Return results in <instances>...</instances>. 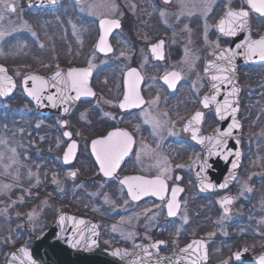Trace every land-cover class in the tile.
Masks as SVG:
<instances>
[{
	"label": "flooded vegetation",
	"instance_id": "1",
	"mask_svg": "<svg viewBox=\"0 0 264 264\" xmlns=\"http://www.w3.org/2000/svg\"><path fill=\"white\" fill-rule=\"evenodd\" d=\"M67 4L77 6L76 15L81 14L79 17L82 28L80 43L73 42L71 44V40H69V47H71L69 52L66 51L65 55L62 52V56L60 52H57L58 57H55L56 60L48 68L49 71L34 67L32 70H25L20 77L14 75L17 82L21 84V77L26 71L48 74L62 67L87 69L90 62L93 65L90 86L95 96L80 100L74 110L67 116L52 114L48 117L61 118L64 131L69 129L73 134L71 139L67 138L66 147L72 140L78 142L75 161L64 166L71 167L77 164L78 159L83 160V162L88 161L94 172L89 173L83 166V183L85 186L88 188L90 184L99 181L102 185V187L100 186L102 192L117 194L121 193L122 186L119 181L124 177L139 175L153 179L159 174L158 169L155 167V156L144 155L139 159L137 158V153L140 152L142 144L161 152L163 156L168 158L172 166L183 163L186 158L185 153L187 151H184L182 155L179 150H191L197 156L191 164L188 174L186 171L181 170L182 168H176V171L172 173V177L167 179L168 193L165 201H161L155 196H146L140 201L134 202L131 201L126 189H124L121 194L124 195L123 199L128 201L130 212L136 221L130 229V232L135 233V235L129 238L128 241L107 244L106 240L114 237L113 233H110V235L108 233L109 229L106 226L108 216L106 218L104 213L100 215L92 211L83 212V216L92 218L99 225L101 245L105 248L115 246L134 247L148 242L164 241L159 249L162 253L169 254L193 239L201 238L206 241L208 246L209 260L207 264H223L221 263L222 258H224V264H259V261H257L259 256L264 255V227L261 224L258 199L264 195V177L258 175L256 177L251 176V179H249V176L245 177L244 175L248 166V157L251 153L248 150H253L255 135L248 130L253 112L249 110L247 105L243 71L249 67L264 66V64L240 65L238 68V81L241 86L238 119L242 128L240 139L242 162L237 180H231L224 189L202 191L197 185L196 177H194L193 165L203 157V151L199 143L192 139V133L185 130L186 122L197 111H202L205 114L200 125V135L204 136L211 133L221 124L215 113V106L211 105L209 108H204L202 105V97L213 93L212 81L205 69L217 52L230 46L233 41V36L220 33L215 25L224 17L229 7L236 10L241 7L247 9L248 6L245 0H216L212 10L207 14V19L203 18L201 21L203 24L206 22L208 25V40H205V28H201L198 35L204 38L194 42L189 38V34L185 30L186 27L182 31L186 34L185 37L174 41L173 30L175 29L173 27L176 26L178 29L179 25L184 24L186 26L189 21H192L190 17L197 14L199 0H169L167 3L165 0H62L58 5L37 10L54 11ZM84 4L96 5V14H92L86 7L81 10ZM183 4H186L187 8H182ZM112 5H115V7L113 8ZM103 6H111L112 12L103 14L99 10ZM161 11L165 13L164 16H161ZM189 11L191 14H189ZM169 13L177 15L171 21L170 27L168 23L172 17L168 16ZM103 18L117 19L120 22V27L114 29L108 37V43L113 50L110 53H101L97 48L99 38L102 35L100 21ZM259 22L264 24V16L250 11L249 26L254 38L264 36L256 30ZM88 25L90 28H87ZM239 35L238 33L236 36L239 37ZM216 36L222 39L218 48L213 43H211L213 45L208 43ZM161 40L164 41V59L158 60L153 57L151 46ZM185 47L190 49L188 50L190 57L193 58L192 55H195L194 63L191 62V66L185 62V52L183 51ZM77 48L80 49L77 50ZM122 52L124 55H121ZM131 68L138 69L143 76L140 94L146 102L159 95V104L154 105L153 110L158 113H167L171 130L175 133V135L164 133V140L159 149H157L159 138L153 135L150 125L143 122V108H147L148 105L145 104L143 108H129L126 110L119 107L127 90L126 74ZM166 71H179L183 77L175 90L169 89L161 79ZM200 75L204 76L203 78L207 83L202 92L200 91ZM182 88L187 89L185 93L189 92L186 96L188 99L186 103L183 97L184 94H181ZM186 104L192 107L187 113H184L183 107L186 108ZM79 111L82 113L81 119H77ZM63 121L67 122L66 126L63 125ZM116 129L129 132L133 136L135 144L131 153L122 161L116 176L109 179L100 172L91 146L94 140L106 137ZM78 132H80L81 138L75 139ZM237 181H246L252 191L245 192L241 196V183ZM174 187L183 189L182 192L177 194L181 208L176 217H168L166 202L171 198V190ZM225 196L234 198V203L229 206L231 209L230 214L227 218L221 219L224 223L225 235L214 234L209 240L203 235V232L215 231L216 217L224 216L220 200ZM210 203L213 210L210 209L209 211V223L208 221L205 223L200 219L204 218V212L211 206ZM187 210L189 215H192L188 224H191L193 220L195 221V218L198 219L197 223L199 224L195 235L185 238V230L179 223V219ZM152 217L154 219L150 220ZM220 224L218 223V226ZM189 227H196V225L192 226L191 224ZM245 249H248V251H245ZM236 253H241L238 260L236 259Z\"/></svg>",
	"mask_w": 264,
	"mask_h": 264
},
{
	"label": "rangeland",
	"instance_id": "2",
	"mask_svg": "<svg viewBox=\"0 0 264 264\" xmlns=\"http://www.w3.org/2000/svg\"><path fill=\"white\" fill-rule=\"evenodd\" d=\"M14 2L17 5V12L6 13V19L3 21V27L11 29V33L6 35L3 41L0 42V63L10 64L11 71L17 77H20L25 70H32L34 67L49 71L48 68L55 62V57H58L57 52H60L61 56L63 53L65 55L71 48L69 47L70 42L71 44L73 42L80 43L82 28L79 17L81 14L78 13L76 15L77 6L67 4L54 11H35L28 7L26 0H14ZM99 10L103 14H107L108 12L111 13L113 9L111 6H103ZM168 16L172 17L168 23L170 27L171 21L177 15L169 13ZM190 18L192 21H189L186 26L184 24L179 25L178 29L176 26H172L175 29L173 30L174 41L185 37L186 34L182 32L185 27L192 42L204 38L198 35L201 28H205V24L201 22L205 17L200 9H198L196 15ZM25 22L29 26L28 28L23 27ZM263 25L262 22H259L256 29L262 35H264ZM73 26H75V29ZM87 28H90V26L88 25ZM32 32H35L36 35L33 36ZM69 40L71 41L69 42ZM217 42L219 47L222 39L218 36L208 43L215 45ZM79 49L77 48V50ZM185 49L190 50L186 47ZM185 49H183L184 52ZM192 56L195 60V55ZM189 64L191 66L192 63ZM189 64L186 65L188 66ZM187 66L186 69L188 68ZM243 74L247 105L249 110L253 112L248 130L255 135L253 150H248L251 153L248 157L247 171L245 170L244 175L245 177H256L258 175L264 177V66L249 67L244 69ZM203 77L200 75L201 92L207 85ZM186 91L187 89L185 90V88L181 89L185 103L188 101L186 96L189 94V92L185 93ZM15 96L12 98V102L11 99L5 100V103L0 101V106L8 109L5 113L3 109L0 110V139L7 141V145L0 144V152L4 153V159L0 161V185H11L10 189L0 191V209H7V211H0V254L3 252L4 246L9 243V240H5L6 234L9 237H14V243H17L18 246L20 245L18 242L22 237L31 239L32 235L37 231L42 230L46 225L50 226L60 211L68 209L79 213L87 211L96 212L100 215L104 213L106 218L108 216V221L106 222V226L109 229L108 233L109 235L110 233L114 235V237L108 238L106 243L114 244L120 241H128L127 233L130 232V229H132L131 225L136 221L130 212L129 205L125 204L124 195L121 193L102 192V185L99 181L90 184L87 188L83 183L82 170L84 166V169L88 170L89 173L94 172L91 164L88 161L83 162L81 159H78L77 164L71 167H65L63 164L62 154L68 140L63 137L64 128L61 125V118H43L21 91H19V96ZM186 105V108L183 107L184 113H187L192 107L191 105ZM2 114L10 116V118L6 119L10 120V124L2 122ZM81 117L82 113L79 111L77 119H81ZM80 138V132L76 133L75 139ZM12 148L16 150V163H12L9 159L12 156L10 151ZM184 151L187 152L183 163H177L176 166H172L169 162V167L171 168L170 177H172V173L176 171V168H182L181 170L186 171L187 174L189 173L191 164L197 156L191 150H179L182 155ZM6 165L11 166L5 168ZM178 165L182 167H178ZM70 171L77 172L75 179L68 175ZM53 176L60 182L56 184L55 191L60 195L53 192L51 183L48 184V180L52 179ZM50 182L53 183V179ZM35 189H38L39 194L37 196L40 199H33V191ZM44 190L48 191V193L40 195L45 192ZM93 193H99V195H92ZM105 195L114 203H105L103 200ZM45 201H47L46 204ZM258 204L261 224L264 227V195L260 196ZM210 209L213 210L212 205L205 210L204 218L200 219L201 221L205 223L208 221L209 223ZM47 211H50L51 216L55 212L53 219L48 224L46 221L44 222V219L49 214ZM33 212L35 215L32 219H29V214ZM185 215L187 216V223L183 220ZM191 216L187 210L179 219V223L185 230V238L195 235L199 224L197 223L198 219L195 218V221H191V224L192 226L196 225V227H189L191 226V224H188ZM121 217H131L132 220L130 223L121 224ZM221 219L222 217L220 216L216 217L214 232L209 230L203 232L206 238L210 240L214 234L225 235V227ZM15 220H17L18 224H16ZM218 223L221 224L218 226ZM113 225H117V231L112 230ZM11 227H16V229H13V231ZM3 228H5V233H2ZM9 252L7 253L9 254ZM221 261L224 264V258Z\"/></svg>",
	"mask_w": 264,
	"mask_h": 264
},
{
	"label": "snow or ice",
	"instance_id": "3",
	"mask_svg": "<svg viewBox=\"0 0 264 264\" xmlns=\"http://www.w3.org/2000/svg\"><path fill=\"white\" fill-rule=\"evenodd\" d=\"M55 3V0H52ZM169 2V0H165ZM248 8L245 9L241 7L240 9L228 8L224 17L221 18L219 23L215 25L218 28L219 32L226 36H236L241 31L248 32V38L245 39L241 44L236 45V50L234 49H225L219 53L217 57L218 60L224 61L226 63L218 64L215 62H209L208 67L205 69L206 73H210V79L213 81L211 87L214 89V94L210 96H205L202 100L204 108H209L210 105H215V113L220 120H225L228 117H231V123L227 126L226 130L220 131L216 129V135L214 136H202L200 135V125L204 119V112L197 111L195 115L188 121V124L185 128L186 131L192 133V139L201 145H205L208 150V157L212 156L222 157L225 161L229 157L235 156V160L231 164L232 170H236L239 167V162L242 153L239 150L228 149V138L233 137L234 130L241 128V124L236 118V113L238 112V106H234V98L238 93V88L232 87L231 90L227 93L225 98L220 101L218 97L221 94V85H227L233 83V75L235 73L234 59L237 55H243L246 60L252 61L258 59L259 61H264V36H261L259 39H252L251 32L249 29V15L250 11L258 13L260 16H264V0H245ZM216 3V0H199V9L204 15L205 20L207 19V14L212 10L213 5ZM87 8L92 14L95 13L96 5L94 4H84L81 10ZM114 8L115 5H112ZM182 8H187L186 4L182 5ZM16 13L17 5L14 0H0V42L3 41L6 35L11 33V29L3 27V21L6 19V13ZM161 16H164L165 13L161 11ZM189 14L191 12L189 11ZM24 28L29 26L25 22L23 25ZM75 29V26H73ZM120 27V22L117 19H108L103 18L100 21V28L102 29V35L99 38L97 48L101 53H110L112 48L108 43V37L111 32ZM30 30V29H29ZM207 31L208 25L205 22V39L207 40ZM32 35L35 36L36 33L32 32ZM218 47V42L215 44ZM42 47V45H41ZM163 48L164 41H159L158 43L151 46V53L155 59L163 60ZM238 49H243V52L237 51ZM121 55H124L122 52ZM185 62L191 63L194 62V58L190 57V54L187 49H185ZM59 66L57 65V68ZM93 65L89 63L87 69H71L67 71L66 74L61 71H57L50 79L45 78L39 75H31L24 79L23 88L27 95L31 97L38 105H43L45 100L49 101L52 107H56L58 103L68 104L70 101L79 100L81 97H93L95 93L89 86V80L92 75ZM127 81L126 86L127 90L123 97V101L119 104L121 109L129 108H143L145 104L148 105L147 108H143V122L147 125H150L152 133L154 136L158 137L157 149L160 148L161 143L164 140V133L168 135H175L172 132L170 127V122L167 119V113H158L153 110L154 105H158L160 101L159 95H157L153 100L146 102L140 94V85L143 82V76L141 72L136 68H131L127 71ZM182 75L179 71H166L162 76L164 84L168 86L169 89L175 90L177 84L182 79ZM29 81H31V87H29ZM16 87L15 81L11 76L7 75V70L0 66V96L9 95L14 88ZM56 89L55 94L45 95L49 89ZM75 93V96L71 93ZM64 112L69 111L68 107H65ZM115 119V117H113ZM67 123L66 121L64 122ZM66 137L71 139L72 133L66 131L64 133ZM239 138H236V144H239ZM0 144L7 145V141L0 139ZM135 144L133 136L121 129H116L110 132L106 137L96 139L92 142L91 150L95 156L96 161L99 165V170L106 178H113L116 176L122 161L127 157ZM78 145L75 141H72L67 147V150L63 156V162L65 164H70L76 158ZM12 156L9 159L12 163H16V150L14 148L10 149ZM144 155H152L156 158L155 167L158 169V175L153 179H148L143 176H128L124 177L119 181L121 187V193L124 192V189L127 191V195L130 197L131 201H140L146 196H155L159 200L165 201L166 195L168 193L167 179L170 178L169 173L171 168L169 167V161L166 156H163L161 152L156 149H152L150 146L141 145L140 152L137 153V158ZM4 159V153L0 152V161ZM199 159V158H198ZM11 165H6L5 168L10 167ZM178 167H182L178 165ZM201 173H206L207 170L211 167L208 160L200 161ZM31 175V173H30ZM68 175L75 179L77 172L70 171ZM198 175H200L198 173ZM53 183L59 184L55 176H53ZM179 179V178H178ZM251 179V177L249 178ZM231 180H237L235 171H233L228 180L224 183L219 184V188L224 189L228 186V182ZM241 183L240 195H244L245 192H251L252 189L249 184L245 182ZM217 185L210 182L207 175L201 176V188L202 190L215 189ZM11 185H0V191L10 189ZM62 190V189H61ZM183 189L180 187H174L171 190V198L166 202V214L168 217H176L180 212L181 204L177 198V194L182 192ZM92 195H99V193H93ZM22 199V198H21ZM105 203H114L111 199L105 195L103 197ZM47 201H45V204ZM128 201H125L127 204ZM234 203V198L230 196H225L220 200V204L223 207L224 216L222 220L227 218L230 214L231 209L230 205ZM0 211H7V209H0ZM35 213L29 214V219ZM154 219V217L150 218ZM65 217H60V222L64 223ZM132 220L131 217H121L120 223H130ZM185 223H187V216L183 217ZM79 225H85L86 221L83 219L79 220ZM99 225H92L89 231L92 236L98 235L97 229ZM113 231H117V225L112 226ZM78 234V238H77ZM135 233L129 232L127 236L129 238L133 237ZM84 241V246L89 247L88 241L84 234V229H81L79 226L76 228V233H74L72 239V246L77 247ZM164 241H159L152 244L150 247L159 250V246L163 244ZM97 241L95 239L91 240V245H96ZM142 249L143 255L136 253L135 251L130 253L127 250H115L112 255L120 257L121 259L129 256H136V259H133L129 264H152L153 253L149 250L148 247L142 245H137ZM23 253L24 258L21 259L13 254V260L19 259L20 264H37L36 260L33 259L32 254L27 248H22L20 250ZM248 251V249H245ZM182 253L186 255L180 256L176 259L173 264H181V260L185 261L186 264H201V261L207 260V250L206 243L202 240H193L192 243L188 244L187 247L181 250ZM241 256V253H236V259L238 260ZM170 259V258H163ZM155 264H160V261L157 260ZM259 264H264V255L259 256Z\"/></svg>",
	"mask_w": 264,
	"mask_h": 264
},
{
	"label": "water",
	"instance_id": "4",
	"mask_svg": "<svg viewBox=\"0 0 264 264\" xmlns=\"http://www.w3.org/2000/svg\"><path fill=\"white\" fill-rule=\"evenodd\" d=\"M61 1L62 0H55V3H53L52 0H26L27 5L32 9L51 7V6L60 4ZM249 29H250V26H249ZM250 32H251V30H250ZM239 34H240L239 37H237V36L233 37V41H232L230 46H228V47L220 50L219 52H217L215 57L212 60H210L209 62H215L218 64L226 63L224 61L218 60L217 57L219 56V53L225 49L236 50V45L241 44L245 39L248 38V32L247 31H241V32H239ZM251 38L252 39H259V38H254L252 36V34H251ZM237 51L242 53L243 49H238ZM209 62H208V64H209ZM208 64H207V67H208ZM249 64H264V61H259L258 59L248 61L245 59V57L243 55H237L235 57V59H234L235 73L233 75V83L220 86L221 87V94L218 97V99L220 101H222L225 98V96L231 90L232 87H236V88H238V93H237L236 97L234 98V106H238V109H239V106H240L239 95L241 92V86L238 82V68L240 65H249ZM0 66H2L3 68H5L7 70V75L11 76L12 79L15 81V84H16V87L14 88V90L9 95L1 96L3 99H7L11 95H13V93L16 91L17 82H16L15 78L13 77V75L11 73H9L6 65L0 63ZM71 69H83V68L62 67V68H58V69H56V70H54L48 74H45V75L38 74V73H35L32 71L25 72L23 77H22V83H21L22 88H23L24 79L31 76V75H39V76L50 79L57 71H61L62 73L66 74L67 71H69ZM208 75L210 77L211 74L208 73ZM212 83H213V81H212ZM89 86H90V80H89ZM29 87H31V81H29ZM90 88H91V86H90ZM212 90H213L212 94H214V89L212 88ZM23 91H24L26 97L34 103L38 112L40 114L46 115V116L53 114V113H60L62 115L67 116L74 110V108H75L76 104L79 102V100H83V99L87 98V97H81L79 100L70 101L66 105L58 103L56 107H52L51 103L47 100H45L43 102V105H38L31 97H29L27 95L24 88H23ZM56 92H57V90L52 88V89H49L48 92L45 93V95L55 94ZM212 94H206V95L210 96ZM71 95L75 96V93L73 92V93H71ZM206 95H204L202 97V100ZM65 107H68V109H69V111L67 113H65L63 110ZM238 112H239V110H238ZM238 112L236 113V118L239 121ZM218 119H219V117H218ZM231 119H232L231 117H228L225 120L219 119L221 121V124L219 126H217L211 133H208L204 136L216 135V131H215L216 129H220V131L226 130L227 126L231 123ZM188 121L185 124L186 126L188 124ZM64 122H63V125L66 126V124ZM239 123H240V121H239ZM66 131H70V130L66 129L64 131V133ZM241 131H242V128L234 130L233 137L228 138V149H232L234 151L239 150L242 153L240 143L236 144V138L238 137L239 141L241 139ZM72 136H73V134H72ZM66 138H68V137H66ZM72 141H75L78 145V142L76 140H72ZM199 145L201 146V149L203 151V157L200 160L196 161L193 165V174H194V177H196L197 185L202 190V188H201V176H203V175H207L210 182L217 185V187L215 189L202 190V191L208 192V191H214V190L220 189L219 184L224 183L226 180H228V177L230 176V174L233 171H235V174L237 177L240 166H241V162H242V155L240 158L239 167L236 170H232L231 164L235 160V156L229 157V159L227 161H225L222 157H217V156H212L211 158H209L208 157V150H207L206 146L201 145V144H199ZM66 150H67V148L65 149V151ZM77 151H78V148H77ZM64 153H63V156H64ZM76 155H77V152H76ZM63 156H62V158H63ZM202 160H208L209 164L211 165V167L207 170L206 173H201L200 161H202ZM74 161H75V159L70 164H72ZM70 164H66V165H70ZM198 173L200 175H198ZM136 176H139V175H136ZM229 183H230V181L228 182V184ZM61 216L65 217L64 223L60 222ZM81 219L86 221L85 225H79L78 222ZM92 225H98V224L93 219H91L89 217H85V216L80 215V214L72 213L70 211H62L57 215L54 223L50 227H48L44 231L40 232L35 237L33 243L30 246L23 244V245H19L18 247L14 248L9 253V255L7 257L6 264H20L19 259L13 260V254H15L17 257L23 259L24 258L23 253L20 251L22 248H27L29 250V252L32 254L33 259L36 260L37 264H129V262L131 260L136 259V256H129V257H125L123 259H121L120 257L113 256L112 253L118 249L119 250H127L130 253L135 251L136 253H140L141 255H143L142 249L139 247H135V246L134 247L115 246V247H111V248L102 247L100 245V242H99L100 229H99V227L97 229L98 235L92 236L91 232L89 231V229L91 228ZM77 226H79L81 229H84V234H85V237L88 241L89 247L86 248L84 246V241H82L81 244L77 247L72 246V239H73L74 233H76ZM77 238H78V234H77ZM92 239H95L97 241L96 245H91ZM193 240H202L206 243V241L204 239H201V238H195ZM192 241H190L189 243L180 247L179 249H177L173 253H169V254L162 253L160 251V249L157 252L156 249L150 247L152 244H154L156 242H148V243L142 244V246L148 247L149 250L153 253V256L151 258L152 264H155V262L157 260L160 261V264H173V262L176 259H178L180 256L186 255V254L182 253L181 250L184 249L185 247H187L188 244L192 243ZM206 250H207V257L208 258L206 261L202 260L201 264H207V262L209 260L207 243H206ZM165 257L170 258V259H163ZM257 261H259V259ZM181 264H186V262L181 260Z\"/></svg>",
	"mask_w": 264,
	"mask_h": 264
},
{
	"label": "trees",
	"instance_id": "5",
	"mask_svg": "<svg viewBox=\"0 0 264 264\" xmlns=\"http://www.w3.org/2000/svg\"><path fill=\"white\" fill-rule=\"evenodd\" d=\"M17 96H19V95H16L15 97H17ZM14 98V97H13ZM0 101L2 102V103H5V101H3L1 98H0ZM13 100H12V98H11V102H12ZM1 109H3L4 110V113L8 110V109H4V107L3 106H0V110ZM7 118H10V116L9 115H6V116H4L3 114L1 115V119H2V122L4 121V123H6V124H10V120L8 119V120H6ZM50 180H52V179H50ZM50 180H48V184L49 183H51L50 185L52 186L51 188H52V190H53V192L56 194L57 192H55L56 191V183H52V182H50ZM45 191V190H44ZM48 193V191H45L43 194L41 193L40 195H46ZM39 194V191H38V189H35L34 191H33V196H34V198L33 199H40L39 198V196H37ZM57 194H59V193H57ZM54 195V194H53ZM60 195V194H59ZM59 198V197H58ZM33 202H35V201H33ZM19 208V207H18ZM17 208V209H18ZM19 210V209H18ZM69 210V209H68ZM49 214H48V217H46L45 219H44V222L46 221L47 222V224L49 223V221H51V219H53V217H54V214H55V212H53V214H52V216H51V213H50V211H47ZM46 212V213H47ZM76 213H79V212H76ZM80 214H83V213H80ZM15 222H16V224H18L17 223V220H15ZM15 224V225H16ZM46 225V224H45ZM14 225H13V223H12V227H13ZM49 226V225H48ZM47 225L45 226V227H43L42 228V230H44V229H46L47 227H48ZM11 227V229L13 230H15L16 229V227L15 228H12ZM13 230V231H14ZM42 230H39V231H37L34 235H32V238L31 239H27V238H25V237H22L20 240H19V242H18V244H27V245H30L31 243H32V241H33V239H34V237L40 232V231H42ZM2 233H5V228H3V230H2ZM21 233H23V231H21ZM25 234V233H24ZM5 240H9V243H7L5 246H4V248H3V252L0 254V262H1V264H5V262H6V258H7V252H9L12 248H14L15 246H17V243H14V241H15V239H14V237H9V235L8 234H6L5 235Z\"/></svg>",
	"mask_w": 264,
	"mask_h": 264
}]
</instances>
